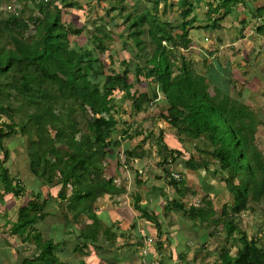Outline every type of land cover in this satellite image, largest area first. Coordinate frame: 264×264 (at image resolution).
I'll list each match as a JSON object with an SVG mask.
<instances>
[{"label": "trees", "instance_id": "trees-1", "mask_svg": "<svg viewBox=\"0 0 264 264\" xmlns=\"http://www.w3.org/2000/svg\"><path fill=\"white\" fill-rule=\"evenodd\" d=\"M8 1L25 6L33 2L40 15H25L21 10L6 16L0 10V142L2 146L5 139L21 134L26 138L31 171L44 183H52L56 177L59 178L62 186L58 195L65 206L62 209L66 220L63 227L69 228L65 233H72L70 224L74 220L84 222L89 217L91 222L80 228L81 247L89 242L97 243L101 238L108 241L117 239L118 232L112 229V225L102 222L96 208L100 197L120 196L128 191L124 185L116 184L112 176H106L104 163L117 158V148L121 145V141L114 136L121 117V103L117 95L126 92L125 96L133 100V107L138 113L147 111L162 92L168 103L167 113H161L162 117L180 135L204 136L213 144L211 154L220 163V168L229 173L226 180L233 196V202L223 204L221 216L217 219H211L216 213L212 199H206L207 206L202 207L188 206L173 199L168 201L166 210L179 209L191 220H199L202 224L224 222L227 232L225 242L230 245L218 253L216 264H264V244L260 245L257 237H249L234 221V217L247 208L250 197L255 202L264 198V153L253 142L256 115L226 93L213 95L206 75L196 71L185 57L180 72L173 78L172 57H175L178 48L191 47L192 37H189L187 27L199 21L196 15L187 19L194 10L193 0L176 2L182 15V21L177 26L181 30L179 33L174 32L175 26L171 22L161 17L157 6L159 0H148L153 7L125 14L124 20L129 28L126 38L131 40L130 44L136 51L133 68H130L127 59L121 61V66H116L113 55L106 54L109 45L103 36L93 35V49L99 50L96 55L93 49L84 45L78 48L72 45L70 36H78L82 30L62 19L67 9L78 4L75 0ZM242 1L217 0L215 6L209 3L208 21L205 25H197V28H222L219 18L212 15L219 14L224 8V17ZM117 8L112 6L113 10ZM253 11V17L262 20L257 31L263 34L264 5L256 6ZM242 21L246 23V19ZM31 25L34 32L28 35ZM105 25L101 23L96 31H106ZM146 32L155 45L150 55L143 52L146 43L142 35ZM124 33L119 36L123 37ZM104 34L115 39L111 33ZM244 34L243 31L242 36ZM126 41L122 40L123 44ZM146 56V63L141 62ZM129 75H133V82L129 81ZM142 78L156 84L152 98L147 92H141L139 96L133 92L135 83ZM88 107L92 111L90 118ZM2 115L8 122L1 120ZM124 122L129 126L123 134L133 140L132 124ZM148 135V132L144 133L141 141L124 151L123 164L136 173L139 171L137 159L142 161L140 166H143L149 158L147 154L153 152L151 147L143 145ZM159 141L157 139L156 143ZM177 153L181 154L169 149L172 159ZM209 163L205 159L191 158L187 165L192 169H208ZM236 177H239L238 183L235 182ZM170 183L184 195L185 192L179 188L182 179L179 183L171 176ZM68 185L72 186L70 194H67ZM141 201V195L136 193L133 208L140 212L142 218L161 227L157 214H151ZM41 209L42 204L36 200H30L21 208L18 228L22 234L27 232L25 238L33 237L40 252L37 258L26 260L24 264H50L55 260L53 251L57 244L52 239L44 240L32 226L37 217L46 216L47 213ZM235 230L240 233L239 242L235 238L229 239ZM63 245H67V240L62 239ZM157 245L162 246L161 241ZM235 246L237 250L232 254ZM62 264L65 263L62 261Z\"/></svg>", "mask_w": 264, "mask_h": 264}, {"label": "rangeland", "instance_id": "rangeland-1", "mask_svg": "<svg viewBox=\"0 0 264 264\" xmlns=\"http://www.w3.org/2000/svg\"><path fill=\"white\" fill-rule=\"evenodd\" d=\"M75 1L78 4L67 9L63 13L62 19L63 22L82 30L78 36H70L72 45L76 48L84 45L93 49V35L103 36L109 45L106 54L113 55L116 66H121V61L127 59L130 61V68H133L136 64V61L133 62V59L136 60V51L130 44L131 40L126 38L129 34V28L126 27L124 17L127 12H140L145 7H153V3L148 0H122V3L116 2V0ZM176 2L177 0H159L157 6L163 20L171 22L175 26L174 32L179 33L181 30L177 26L182 21V15L180 13L181 8L177 6ZM193 3L194 10L187 19L196 15L199 17V21L187 27L189 37H192L191 47L188 49L178 48L175 51V57H172L174 61L173 78L180 72L182 59L185 57L196 71L206 75L208 86L213 95L218 96L226 93L238 103L245 104L247 109L252 110L256 115L253 142L264 153V33L257 31L262 20L253 17L252 14L256 6L264 5V0H243L235 6L230 14L224 17L222 16L225 10L222 8L219 14L212 15L213 18H219V23L223 26L220 29L197 28V25H205L208 21L206 13L209 3H213L215 6L217 0H193ZM113 5L118 6V8L113 10ZM35 8L33 2L26 6L15 1L2 0L0 2V10L6 16L19 13L21 10L25 12V15L39 16L40 14ZM243 19H246L245 24ZM101 23L106 24L107 29L103 32H97L96 28ZM123 31H125L124 36L120 37L119 34ZM243 31L245 32L244 36H242ZM27 32L28 35L33 33L34 26L31 25ZM106 32L113 34L116 41L106 37L104 34ZM142 37L146 43L143 52L150 55L154 51L155 45L147 32ZM125 39L128 41L123 44L122 40ZM217 45L218 47H216ZM98 51L93 49L95 55ZM216 55H219L220 58ZM146 58L147 56L142 58L141 62L146 63ZM107 60L109 61L108 58ZM128 79L133 82V75H129ZM155 89L157 87L152 80L142 78L140 82L135 83L133 92H136L137 96L141 92H147L152 98ZM125 95H127L126 92L117 95L118 102L121 103L119 106V116L121 117L114 136L121 141V145L117 148L118 156L114 161H104L106 163V176H112L116 184L128 188L131 202L136 198V193L141 195V198H144L141 203L151 214H157L161 222V227L158 228L153 221L144 218L147 227L146 237L133 238L130 237L131 233H129V237L135 242L138 240L144 247L149 243L159 251H166L165 264H216L218 253L230 245L225 242L227 232L224 228V222L215 223L212 221L209 225L202 224L199 220L193 221L186 218L187 216L179 209L167 211L166 206L168 201L177 199L188 206L202 207L207 206L205 204L206 199H212L216 213L211 219L219 218L223 204L233 202V196L226 180L229 173L220 168V163L211 154L213 144L209 140L204 136L180 135L178 130L162 117L161 113H167L168 107L162 92L159 94V99L151 104L147 111L138 113L133 107V100ZM87 115L89 118L92 116L89 107ZM1 120L8 122L4 115H2ZM124 121L132 124L130 130L133 140H129V137L123 134V130L129 126L125 125ZM146 132L149 135L143 145H146L147 148L151 147L153 152L147 154L149 158L145 163L143 162V166H140L142 161L137 159L139 162L136 167L139 168V171L136 173L123 164L124 151L126 152L127 147L131 146L130 148H132L141 141ZM157 139L160 141L156 143ZM25 141L24 136L16 134L8 138L4 144L7 148L12 147L17 150L18 156H14V161H16L14 164L18 165L20 169H17L14 164L11 165L15 167V169L12 168L13 170H18L23 176L29 161ZM129 141H131V145H129ZM170 148L180 151L181 154H175V159H172L169 154ZM191 158L208 160L210 162L209 168H190L187 164ZM171 176H174L179 183L181 179L183 180V183L179 184V188L185 192L184 195L180 194L177 188L170 183ZM235 182H239V177L235 178ZM34 186L37 187V185ZM61 186V181L56 177L52 183H46L44 188L48 191L47 193H57ZM71 191L72 186L68 185L67 194H70ZM63 205L62 203V209L65 207ZM140 218L142 219L141 215ZM183 219L189 223L188 229L185 231L188 233L186 236L184 234V239L179 241L181 249L183 247L182 250L185 251V256L175 259L172 249L177 244L176 240L171 241L172 232L178 228L175 220ZM90 221V218L86 217L84 222L78 224L83 226ZM234 221L249 237H257L260 245L264 244V198L255 202L250 197L247 208L235 216ZM75 222L76 220L73 221V223ZM39 226L38 224L36 227L39 229ZM239 237L240 233L235 230L229 239L235 238V241L239 242ZM158 241H161L162 246L158 247ZM186 243L189 246H186ZM144 247H139L137 251H144ZM236 250L235 246L231 253H235ZM154 251L156 257V250Z\"/></svg>", "mask_w": 264, "mask_h": 264}, {"label": "crops", "instance_id": "crops-1", "mask_svg": "<svg viewBox=\"0 0 264 264\" xmlns=\"http://www.w3.org/2000/svg\"><path fill=\"white\" fill-rule=\"evenodd\" d=\"M7 139L2 146L0 142V264H24V261L39 256L40 252L33 237L25 238L27 232L22 234V230L18 228L21 208L30 200L42 204V212L47 213L44 218L37 217L32 226L41 233L44 240L52 239L57 244L53 251L55 260L50 264H62V261L65 264H165L166 251H159L149 243L144 247L138 240L135 242L130 238L146 237L147 227L144 218L140 221V212L132 207L129 191L120 196L100 197L96 203L102 222L107 226L112 225V229L118 232L117 239L108 241L101 238V242H89L87 246L81 247L83 240L79 238L82 227L78 224L80 222L71 223L72 233H65L69 228L63 227L66 220L62 215V199L58 192L47 193L44 188L46 183L31 171L30 159L27 160L28 166L24 176L18 170L12 169H15L12 165L16 163L14 156L18 154L14 148L4 145ZM14 165L20 169L18 165ZM175 222L178 228L173 230L171 241L176 240L177 245L172 251L175 259H179L185 256L179 241L188 233L185 231L189 223L184 219ZM38 224L39 229L36 227ZM149 229L151 231V226ZM62 239L67 240V245L62 246ZM141 246L145 248L144 251H137Z\"/></svg>", "mask_w": 264, "mask_h": 264}]
</instances>
